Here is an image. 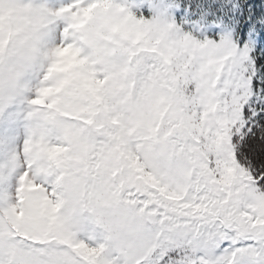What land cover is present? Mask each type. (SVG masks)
<instances>
[{"label": "snow or ice", "instance_id": "6c2138e0", "mask_svg": "<svg viewBox=\"0 0 264 264\" xmlns=\"http://www.w3.org/2000/svg\"><path fill=\"white\" fill-rule=\"evenodd\" d=\"M50 29L28 103L60 135L0 206L13 261L264 264V0H0V65Z\"/></svg>", "mask_w": 264, "mask_h": 264}, {"label": "clouds", "instance_id": "9594fccd", "mask_svg": "<svg viewBox=\"0 0 264 264\" xmlns=\"http://www.w3.org/2000/svg\"><path fill=\"white\" fill-rule=\"evenodd\" d=\"M43 60L41 45L20 44L10 53L4 64L0 65V114L10 112L12 119H20L24 136L22 151H17L16 147L12 146L9 159L0 163V206H3L8 195L13 198L15 196V187H11V180L23 166L26 150L30 158H34L40 155L48 144L56 142L60 135L59 130L51 125L39 109L30 104L27 108H19L29 91L28 78L38 67L43 66ZM13 106L16 107L14 112L11 111ZM14 139L11 133L0 131V145H14ZM13 160L17 161L16 167L10 166ZM64 211L71 217L74 209L69 205ZM0 228L6 231L7 225L0 224ZM16 243L24 255L13 261L8 255L7 244L0 241V264H26L28 257L39 256L41 246L36 242L21 240Z\"/></svg>", "mask_w": 264, "mask_h": 264}, {"label": "rangeland", "instance_id": "374dc122", "mask_svg": "<svg viewBox=\"0 0 264 264\" xmlns=\"http://www.w3.org/2000/svg\"><path fill=\"white\" fill-rule=\"evenodd\" d=\"M36 3H46L50 7H56L58 6L59 0H34ZM55 34L54 29H50L46 35H45V42L42 43V52L46 49L47 42H49L52 37ZM46 66V60L44 58L43 60V66L38 67L36 71H34L29 79V91L26 93L25 98H23V103L19 105L20 109L27 108L29 103L28 101L33 97L36 87L39 86V82L42 79L44 70ZM12 112L16 111V107L13 106ZM0 131L11 133L15 139H14V145H0V163H5L9 159V152L11 150L12 146H15L17 151H22V143H23V127H22V121L20 119H12L10 112H5L3 114H0ZM21 159H23L21 157ZM23 169L20 168L17 170L15 175L13 176L11 180V187L14 188L16 185V178L20 174V172Z\"/></svg>", "mask_w": 264, "mask_h": 264}]
</instances>
